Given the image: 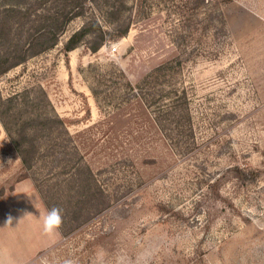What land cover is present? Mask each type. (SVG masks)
<instances>
[{
  "label": "rangeland",
  "instance_id": "1",
  "mask_svg": "<svg viewBox=\"0 0 264 264\" xmlns=\"http://www.w3.org/2000/svg\"><path fill=\"white\" fill-rule=\"evenodd\" d=\"M191 3L87 2L110 32L105 11L131 16L128 32L66 50L87 19L78 16L55 46L0 74L2 97L18 96L13 120L47 113L67 129L57 124L48 141L61 145L42 143L28 167L0 114V264H264V0L221 1L226 25L208 28L206 6L190 20ZM12 5L19 16L7 15ZM63 6L0 0V19L13 23L4 45ZM155 67L158 104L173 112L161 120L126 86ZM77 160L96 179L86 194L72 185ZM44 198L62 210L54 234L43 232Z\"/></svg>",
  "mask_w": 264,
  "mask_h": 264
},
{
  "label": "trees",
  "instance_id": "2",
  "mask_svg": "<svg viewBox=\"0 0 264 264\" xmlns=\"http://www.w3.org/2000/svg\"><path fill=\"white\" fill-rule=\"evenodd\" d=\"M63 3V7L55 10L54 12H49L46 14H38V23L35 24L31 29L32 32H29L28 38L25 41H21L20 39H16L10 43H3L4 35L6 32H12L13 23L10 24L6 21H2L0 19V74L7 71L13 66H16L20 63L26 61L29 56H34L40 54L47 49L55 46L58 43L60 35L66 29L67 24L74 18L82 15H86L87 19L80 26V28L76 29L68 38L65 43V49L71 50L77 47L82 41H84L87 37H91L90 39V49L93 51L98 50L103 44H105L110 39L120 38L125 35L131 23L133 22L131 16H124V12L120 9L105 11L103 14V20L111 25V32L109 29L105 28V24L102 22L101 18L95 12L91 11L90 13H86V3L97 0H57ZM122 1V0H117ZM193 2L191 6L192 13L190 16V20H192L195 15L199 13L197 8L206 6V16L205 19L207 21L205 27H210L212 21L218 18V22L221 23L222 26L225 27L226 21L223 16V13L220 9V4L222 2H228L230 0H189ZM71 6V7H70ZM22 5H12L5 6L4 9L8 13L7 15H11L13 17L19 16L22 12ZM218 8V9H217ZM217 11L218 16L214 15V11ZM6 15V17H7ZM9 33V34H10ZM22 31H18L16 34L18 36L22 35ZM160 68H164V66H160ZM158 67H155L153 71L147 74V77L142 79L141 81L132 84L130 80H127L126 86L131 90L132 95L135 97H139L146 106L153 108L155 115L158 120H161L167 115L173 114L169 109H164L170 104L160 105L158 104L159 97L158 91L160 90L158 85ZM164 85V84H163ZM158 87V89H157ZM93 93L98 97V91L92 88ZM136 90V93L133 91ZM17 95H13L7 98H3L0 93V114L5 123V127L7 132L10 135L11 142L14 150L19 154L23 163L32 167L39 159H41L44 154L40 153V149L42 143L46 142L47 144L52 143L54 146L56 143L61 145L55 141H48L49 136H52L54 131V127L57 124L63 127V130L67 132V129L64 125V121L57 115L50 114H38L36 117L34 116H22L20 119H14L13 117L16 114L14 112L16 108H18L19 101H17ZM127 100L131 98H126ZM177 105L174 106L177 111L182 105L181 100L178 99ZM168 108V107H167ZM6 117L11 119V122L15 125V129L12 131L10 122H6ZM163 117V118H162ZM9 124V125H8ZM62 130V131H63ZM46 141H44V140ZM55 142V143H54ZM72 158L66 159L67 162H71ZM56 161L55 163H59L61 160L56 159V157L52 158V161ZM84 163L79 162L78 160L74 163L72 162L69 171H71L72 175V185L75 188L82 189L83 193L86 194L89 189L92 187L91 182L96 181L93 172L88 169V166H84ZM241 175H247L248 172L243 170L242 168H236ZM250 174V178H255L258 175V170L250 169L248 170ZM72 186V187H73ZM83 194V195H84ZM45 199V203L49 209H52L50 205V201L47 198ZM72 208V212L75 213L76 209L79 207ZM76 215L79 213H75ZM62 229V226H61Z\"/></svg>",
  "mask_w": 264,
  "mask_h": 264
},
{
  "label": "clouds",
  "instance_id": "3",
  "mask_svg": "<svg viewBox=\"0 0 264 264\" xmlns=\"http://www.w3.org/2000/svg\"><path fill=\"white\" fill-rule=\"evenodd\" d=\"M30 215V214H27ZM42 228L45 234H54L58 232L63 224L62 210L56 207H53L51 210L47 211L42 217ZM14 217L11 214L8 215L6 219V225H11L13 223ZM63 264H76L75 260L67 259ZM118 264H125L123 259L118 261ZM143 264H147V261L144 260Z\"/></svg>",
  "mask_w": 264,
  "mask_h": 264
}]
</instances>
